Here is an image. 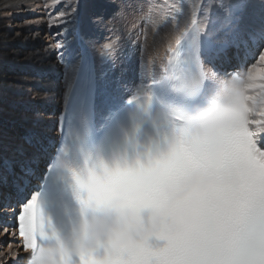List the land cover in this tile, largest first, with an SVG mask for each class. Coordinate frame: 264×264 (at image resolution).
<instances>
[{
    "label": "snow or ice",
    "instance_id": "snow-or-ice-1",
    "mask_svg": "<svg viewBox=\"0 0 264 264\" xmlns=\"http://www.w3.org/2000/svg\"><path fill=\"white\" fill-rule=\"evenodd\" d=\"M260 3L264 10V0H260ZM218 7L230 36L229 40L221 43L215 41V31L206 30V25L210 23L209 14L206 12L203 20L197 18L199 4L191 5L190 15L182 26L178 20L182 7L179 4L173 6L175 14L171 17V23L175 28L167 44V62L160 66L159 74L155 71L152 73L151 83L137 87L126 102L117 89L109 100V114L102 118L103 123L99 128L95 127L92 109L94 63L85 65L83 69H74L83 71L84 78L67 117L63 145L54 158L47 157L51 163L43 178V186L22 204L18 215V234L28 257L43 240L55 235V224L45 212L41 194L47 193L49 203L62 212V202L68 193L66 187L57 183V179L64 178L68 161L73 156L85 159L95 156L99 160L104 180L96 191L98 200L124 196L140 210L164 206L169 200L165 186L188 182L197 178L194 174L203 177L232 167L264 177V110L255 113L260 119L250 120L242 116L238 126L211 141L180 136L174 141H164L159 147L167 150V156L148 166L121 164L116 151L122 140L138 137L145 124L151 125L157 132L161 127L178 132V113L195 99L210 73L220 74L216 62L226 55L229 48L237 49V58L242 64L248 59L257 61L248 68L246 76L253 88L264 90V83H257L264 81V50L259 51L258 56L255 52V49H264V25L256 29L241 28L240 13L246 7L241 0H219ZM69 8L75 27L80 16L78 2L69 5ZM67 16L65 9L60 12L59 19L64 20ZM166 18L167 15L162 14L153 24ZM97 21H102V18H96L93 22ZM104 49L110 57L113 44H105ZM205 63L211 67L205 68ZM234 74L239 75L235 71L230 75ZM258 96L257 92L248 99L256 101ZM173 113L177 115L172 117ZM41 151L47 153L46 149L42 148ZM105 156L112 157V165L105 162ZM38 160L39 157L32 161H17L23 173L14 181L18 189L24 187L28 183L27 178L34 175L32 165ZM3 166L13 171L10 162L4 161ZM197 213L198 209L190 203L175 201L170 206V216L180 226L181 232H170L165 222L154 241L110 255L104 264H264V197L248 208H225L217 225L218 238L211 246L195 242ZM12 264H18V261ZM63 264L100 262L94 255L81 256L78 260L66 256Z\"/></svg>",
    "mask_w": 264,
    "mask_h": 264
},
{
    "label": "clouds",
    "instance_id": "clouds-1",
    "mask_svg": "<svg viewBox=\"0 0 264 264\" xmlns=\"http://www.w3.org/2000/svg\"><path fill=\"white\" fill-rule=\"evenodd\" d=\"M254 92L259 93L256 101L248 99ZM258 110H264V90L256 91L246 75L210 73L195 99L178 113V132L168 127L157 132L145 124L138 137L122 140L116 151L121 164L148 166L167 156V150L159 147L162 142L178 136L211 141L238 126L242 116L254 119ZM104 160L113 163L111 156ZM194 177L179 185H166L169 200L164 206L140 210L124 196L98 200L96 191L104 180L99 160L73 156L64 178L57 179L68 193L62 202L65 222L55 225V235L43 240L26 264H63L66 256L78 260L93 255L104 264L110 255L154 241L165 222L170 232L179 233L182 229L170 216V206L177 200L198 209L195 242L211 246L218 238L217 225L225 208H248L264 197V177L247 170L227 167L219 173Z\"/></svg>",
    "mask_w": 264,
    "mask_h": 264
},
{
    "label": "bare ground",
    "instance_id": "bare-ground-1",
    "mask_svg": "<svg viewBox=\"0 0 264 264\" xmlns=\"http://www.w3.org/2000/svg\"><path fill=\"white\" fill-rule=\"evenodd\" d=\"M111 1L114 0H48L51 6L50 7L47 6L48 7L47 12L52 13L54 19L58 18V16L56 17L54 13L58 10V8H61V6H64V9H67L68 16L64 20H61L60 22L58 20L56 24L52 23L46 25L43 18V15H45L44 13L46 10L45 8L46 6L44 5L45 7H42V2L45 1L0 0V73H1L0 77L12 79L9 81L0 80V99H2L0 102V163H1L0 164V194H5L6 198L8 195L12 196L14 193L9 192L8 189L4 188V184H3L4 176H8V173L5 170V167L3 166V162L8 161L11 164L17 165V161H32L34 158L38 156V151H33L34 149L36 150L34 144H28L27 142L28 136L23 135L22 134L23 132L21 131L23 130L22 128H27L28 130L30 129L29 131L30 134L33 133V131L31 130L33 126L28 128V126L24 124V122L22 121L20 122L22 118L24 120L28 119L29 115H25L19 118L18 116L15 115L14 117H12V121H10L9 119H7L10 118L7 111L10 110L11 112V109H9L10 107H6V105L3 104L5 100L12 101V99L14 98L12 94H10V92H12V88L14 87L18 88V85L15 84L14 81L19 84L21 83L23 84L25 80L23 81L21 77H16L14 75L7 77V75H4L2 73L4 72L6 73V71H9V73L12 72L17 73L19 71L24 73H31L37 71L38 74L40 75L42 71L45 72L44 70H49L46 72L48 74L44 75L45 77L48 78L45 82L51 83V81L56 80L54 81V83L57 84L59 80V74L61 72L64 74V77H66L63 70L61 71V69H59L60 67H59L58 58H56L58 61V66L56 67V70L51 68V66L50 68H46L42 66V64L44 63L41 61L44 59V57H46L50 53L47 50L48 48L46 47L47 45L41 47L38 44L40 43L39 37H42V34H44L46 36L45 38L47 39L49 38V36H52L51 34L53 28H57L59 30L62 25H65V27L61 29L60 32L56 33V36H59L60 39L59 42L60 47L58 46V48L62 49V45L64 48L63 51L61 52L63 53L62 56L66 57L67 60H69L70 62L68 63L70 64L69 68L66 66L68 68L67 70L69 71L66 74L68 77L65 79V85L62 83L65 86L63 87L64 89L60 91V86L54 87L53 84L51 83L54 88L50 89L52 90V92L48 94H51L52 96H49L46 100L41 101L43 102V107L45 105H49L51 106L52 109L50 107H46V109L50 108V112L47 110L46 111L48 114L51 115L43 116L46 120L48 119L49 123H47L48 125L46 127L47 129L42 128L43 130H41L40 132H42V134L51 135V138L56 137V135L60 133V131L62 130V123L64 121L66 104L71 89L73 87L75 75L77 73V71H75L74 69L80 67L82 60V55L79 49V42L82 39V37H83L82 40L88 41L87 45L91 48V50L95 55L97 78H98L97 115L101 124L103 123L102 118L106 117L109 114V110H110L109 100L113 95L116 94L117 89L120 90L122 94V98L126 102L128 99L132 97L137 87H139L141 84L151 83L152 73L155 71L157 74H159L160 66L167 62V55H168L167 44L169 43L175 28V26L171 23V17L169 15H167V18L164 21L160 22L159 25L157 24L158 26H156V24L153 27L152 25L150 26V30L148 33L149 37H147L146 40L143 41L141 40V38L136 40L133 36L132 37L128 36L125 37L124 40L122 39L123 43L121 44V47H123L124 50L113 49L112 55L110 57L105 53V51L102 53L103 56L101 55V52L103 51L101 50V41H103V44L105 43L104 42L105 31L110 32L108 31V29H110L111 27H112L111 29H113L114 27L113 23H115V25L117 26H120V24H122V23L119 24V22L116 21L118 18L112 20V23L110 17L106 21L105 20L106 17L102 16L103 14L97 8V6L100 5V3H104V2L109 3ZM116 1L117 0H115L114 2ZM147 1L148 2L145 3L144 0H139V2H141L140 5L142 6L143 10L146 13L144 14V16H142V13H140L143 22L145 20L147 21L148 19L147 14L151 13L152 8L162 3L161 1H159L158 3V0H147ZM76 2H78L79 4L80 16H79L78 25L74 27L71 18L72 10L71 8H69V5H74ZM97 2L99 3L98 5H96ZM120 2L123 1L120 0ZM193 3L199 4V10L197 12V18L199 20L204 19V15L206 12L209 14L210 23L206 25V30L208 32L215 31L217 33L214 37L215 41L217 43H221L226 40H229L230 39L229 29L225 27V20L223 17V13L219 10L218 7L219 0H198L197 2L193 1L192 4ZM188 4H190V2ZM249 5L250 6L245 12L242 11L240 13V26L241 28L250 29L251 27L252 29H256L254 26L255 24L258 23V21L264 22V10H262L260 0H252L251 4L249 3ZM188 6L189 5H187V7ZM183 10L187 11V9L185 8ZM187 12H186L187 14L186 16H188ZM181 14L180 16L184 15ZM126 15L128 21L130 20V18H131V22H133V19L135 20V16L132 14V12H130V14L126 13L124 17ZM28 16H31L32 19L29 20L30 17L26 18ZM180 16H178V19L181 18ZM21 17L22 20L24 18L26 19H24L22 22L15 23L16 25L14 27V25L12 24L13 18L19 20ZM96 18H102V21L93 22L94 20H96ZM143 18H145V20ZM155 19L156 17L154 18V20ZM182 19H185L184 16L182 17ZM179 21L182 26L184 21L181 22V19ZM106 23L108 25L107 30L106 28L104 29V24ZM151 24L153 23L151 22ZM138 26L140 27L139 24ZM15 28H18L19 30H14ZM57 29H55V32ZM124 30L125 29H123L120 32L124 33ZM26 31L27 33L25 35L22 34L23 35L22 36L21 33L22 32L24 33ZM31 32H33L32 33L33 37L29 36ZM8 34L9 36H7ZM17 47H19L21 50H18ZM7 49H10L9 53L6 52ZM229 50L226 53V55H228L227 58L230 57ZM242 50L243 49H241V55H242ZM46 51H48V53H46ZM20 53L23 54L22 57H20L21 56ZM233 54L235 58H237L236 48ZM112 62L114 63V66L113 65L111 66ZM221 62H223L221 59L216 62V68L220 71L221 75H224L227 72V69L224 70V68H221L222 66L220 65ZM239 62L241 61L239 60ZM253 63L254 62L250 63V66ZM50 64L53 63L50 62ZM154 65L155 68L153 67ZM241 69H242L241 74L243 75V72H245L243 64L241 65ZM46 75H50V76L48 77ZM45 77L42 78V81H44ZM261 82L264 83V81ZM49 83L48 85H50ZM48 85L47 88H50L51 86L48 87ZM22 87L26 91H31L28 85H26V83L24 85H21V87L19 88ZM33 92L36 93V90H34ZM54 92H56V94ZM44 95L47 96V93H44ZM19 101L20 100H17V103L22 104V102ZM35 103L38 105L40 102H37V100H35ZM35 103H31L32 105H30V103L27 104L25 103V105H27L26 108L32 109L33 108L32 106H34ZM40 104L42 105V103ZM40 118L41 115H36L34 116L33 119L35 120ZM254 119H257L256 116ZM56 121H59V126H58L59 131L58 129L56 130L53 129V127H56L55 125ZM49 126L52 129H50ZM8 128L10 130H8ZM253 130L256 131L255 128ZM34 138L36 139V136H34ZM24 140H26V142H24ZM14 148H16L17 150L20 149L21 153L15 156L14 154L16 151L14 150ZM25 152H29L31 154L28 157L29 159L25 158L24 156ZM12 155L13 157L15 156L13 160H12ZM44 167L45 166L41 167V169H43ZM20 174L22 175V173ZM11 203L15 204V201ZM0 208L4 209L3 212H5V214L0 213V218L9 217L6 219L8 225L7 227L11 230V232L13 231V234L16 236V240H15V238H13V236L11 235H8L7 232H3V234L0 233V243H2V239L5 237L7 238L8 241L9 240L11 241L10 245L8 244L6 248H3V253H2L3 258L0 253V257H1L0 264H5L14 257L16 258L18 263L21 262L22 264H26V261L28 260L27 258L28 255L22 249V243H23L22 238L19 235L18 236L16 235V232H18V227L17 229L16 226L13 227L17 222V220H14L16 218L14 216L16 214V211L19 209L17 206H8L4 202L2 205L0 204ZM12 223L13 226H11ZM17 241H19V243H17Z\"/></svg>",
    "mask_w": 264,
    "mask_h": 264
},
{
    "label": "rangeland",
    "instance_id": "rangeland-1",
    "mask_svg": "<svg viewBox=\"0 0 264 264\" xmlns=\"http://www.w3.org/2000/svg\"><path fill=\"white\" fill-rule=\"evenodd\" d=\"M42 1H45V2H42V7H45L46 8V10H45V15H43V18H44V21H45V24L46 25H49V24H52V23H54V24H56L57 23V21L59 20V22L61 21L60 19H59V14H60V12L61 11H63V10H65L64 9V6H61V5H59V6H61V8H58V10L54 13V15L57 17L58 16V18L57 19H54V17H53V14L52 13H49V12H47L48 10H47V8L48 7H50L51 5L49 4V2H48V0H42ZM115 1V0H114ZM114 1H111V2H109V3H100V5H98L99 3L97 2V4L96 5H98L97 6V8H98V10H100L101 11V13L103 14L102 16H105L106 17V21H107V19H109V17H110V20H111V23H112V20H115V19H117L116 21H118L119 22V24L120 23H122V24H120V26H117V25H115V23H113V25H114V27H113V29H108V31H110V32H107V31H105V35H104V44H103V41H101V50H103L102 52H101V55L103 56V52L105 51V49H104V45L105 44H108V43H112L113 44V49H115V50H119V49H123L124 50V48L123 47H121V44L123 43V41H122V39L124 40V38L125 37H128V36H130V37H134L136 40L137 39H139V38H141V40H146V38L147 37H149L148 36V33H149V30H150V26L152 25V27L154 26V24H151V22L153 23V20H154V18L156 17V19L155 20H157V19H159V17H160V15H162V14H166V15H169L170 17H172V15H174L175 13H174V10H173V6L174 5H177V4H179L181 7H182V14H184L183 16H184V18L185 19H182V17L183 16H180L181 18H179L178 20H180L181 19V22H183V21H185L187 18H188V16L190 15V13H189V11L191 12V7H190V4L192 5V2L194 1V2H197L198 0H166V1H168V2H166L165 0H158V3H159V1H161L162 3L160 4V5H157V6H154L153 8H152V11H151V13L150 14H147V16H148V19H147V21L145 20V18H143L145 21L143 22L142 21V18H141V15H140V13H142V16H144V14H146L145 13V11L143 10V8H142V6L140 5L141 4V2H139V0H122L123 2H120V0H117L116 2H114ZM145 1V3L146 2H148L147 0H144ZM190 2V4H188L189 2ZM251 1L252 0H241V2L242 3H244L245 5H246V7H245V9L243 10V12H245L247 9H248V7L250 6L249 5V3L251 4ZM103 2V1H102ZM114 2V3H113ZM165 2V3H164ZM180 2V3H179ZM44 3V4H43ZM45 5V6H44ZM187 5H189L188 7H187ZM48 6V7H47ZM162 6H164V7H162ZM170 6V7H169ZM100 7V8H99ZM125 7V8H124ZM162 7V8H161ZM166 7V8H165ZM190 7V8H189ZM44 8V9H45ZM103 8H105V9H103ZM127 8V9H126ZM170 8H172V9H170ZM187 9V11L186 10H183V9ZM189 8V9H188ZM140 9H141V12H140ZM167 9H168V12H167ZM104 10H107V11H104ZM132 10V11H131ZM173 11V12H172ZM249 11V10H248ZM113 12V13H112ZM130 12H132V14L135 16V20L133 19V22H131V18H130V20L128 21L127 19V15L124 17V15L126 14V13H129L130 14ZM186 12L188 13V16H186L187 14H186ZM117 13V14H116ZM112 14V15H111ZM124 14V15H123ZM158 14V15H157ZM181 14V15H182ZM111 16H113V17H111ZM132 16V15H131ZM186 16V17H185ZM30 17V18H29ZM26 18H29V20H31L32 19V17L31 16H28V17H26ZM26 18H24V19H26ZM70 18V17H69ZM249 18V17H248ZM21 19V20H20ZM19 20H17L16 18H13V21H12V24L14 25V27H15V23H19V22H22L23 20H22V17L20 18ZM152 20V21H151ZM136 22V23H135ZM140 22H141V24H140ZM136 25H135V24ZM138 24L140 25V27L138 26ZM159 25V23H156V26H158ZM112 25V26H113ZM132 25V26H131ZM262 25H264V22H259L258 21V23L257 24H255V28H259V27H261ZM107 23L106 24H104V29L106 28V30H107ZM65 27V25H62L61 27H60V29L58 30L57 28H53V31H52V36H49V38H45L46 36L44 35V34H42V37H39L40 38V43H38L39 44V46H46V47H48L47 48V50L50 52L49 53V55H47L46 57H44V59L41 61V62H43L44 64H42V66L43 67H46V68H50V66H51V68H53L54 70H56V67L58 66V61H57V59L56 58H58V60H59V69H61V71L63 70V72L65 73V76L66 77H64V74L61 72L60 74H59V80H58V84L57 83H54V81H56V80H54V81H51V83L53 84V86L54 87H58V86H60V91H62L64 88L63 87H65L64 85H65V79L68 77L66 74H67V72L69 71V70H67L68 68H69V66H70V64H68L67 63V58L66 57H63L62 55H63V53H61L62 51H63V45H62V49L61 48H58V46L60 47V39H59V36H56V33H58V32H60V30L61 29H63ZM151 27V28H152ZM55 29H57L56 30V32H55ZM123 29H125L124 30V33H122V32H120V31H122ZM250 29H252L251 27H250ZM14 30H19L18 28H15ZM13 30V31H14ZM26 30H28V29H26ZM12 31V32H13ZM35 31V30H34ZM27 33V31L26 32H22L21 33V35L23 34V35H25ZM33 32H31L30 33V37L33 35L32 34ZM129 33V34H128ZM136 36H135V35ZM22 35V36H23ZM7 36H9V34L7 35ZM33 37V36H32ZM54 37V38H53ZM102 37V36H101ZM106 40V41H105ZM103 45V46H102ZM17 49L18 50H21L19 47H17ZM52 50H53V52H52ZM58 50V51H57ZM261 50H264V49H260V51ZM9 51H10V49H7V53H9ZM48 51H46V53H48ZM258 54H259V52L257 53V56H258ZM20 57H22L23 56V54L22 53H20ZM49 58V59H48ZM66 58V59H65ZM46 59V60H45ZM45 61V62H44ZM112 61V60H111ZM50 62L51 63H53V64H50ZM49 63V64H48ZM67 63V64H66ZM102 63H103V61H102ZM254 63H257V61L255 60L254 61ZM38 64V63H37ZM114 66V63L112 62V64H111V66ZM68 68H67V67ZM66 68V69H65ZM13 69V68H12ZM15 70H17V69H15ZM5 71H6V69H5ZM45 72H41L40 73V75L38 74V72L37 71H35V72H31V73H24V72H12V73H9V71H6V73L4 72V73H2V74H4V75H7V77H10V76H16V77H21L22 79H23V81H24V83L22 84H19V83H17V82H15L14 81V83L15 84H17L18 85V88H16V87H14V88H12V92H10V94H12V96L14 97L13 99H12V101H9V100H5V102H3V104H5L6 105V107H10L9 109H11V112H10V110L9 111H7L8 112V114H9V116H10V118H7V119H9L10 121H12V117H14L15 115L16 116H18V118L19 117H22V116H25V115H29V117H28V119H26V120H24L23 118L20 120V122L22 121V122H24V124H26L27 126H28V128H30L31 126H33V128L31 129L32 131H33V135H35L36 136V134H37V136L40 134V135H49V134H42V132H40L41 130H43V129H47L46 127L48 126L47 125V123H49V121H48V119L46 120L43 116L45 115V116H50L51 114H48L47 113V111H49L50 112V108H51V106H49V105H45L44 107H43V102H41L42 100H46L49 96H52L51 94H48V93H51L52 92V90H50V89H53L54 87L52 86V84L51 83H49V82H45L48 78L47 77H45L44 75L45 74H48V73H46L47 71H49V70H44ZM37 72V73H36ZM1 74V73H0ZM46 76H50V75H46ZM45 77V79H44V81H42V78H44ZM53 77V76H52ZM0 80H7V81H9V80H12V79H9V78H4V77H0ZM26 83V85H28V87H29V89L31 90V91H26V90H24V88L22 87V88H19V87H21V85H24ZM48 83L50 84V85H48ZM64 85H63V84ZM257 83H262L261 81H257ZM45 84V85H44ZM47 85H48V87L49 86H51L50 88H47ZM32 88V89H31ZM56 89V88H55ZM34 90H36V93H34L33 91ZM260 90V89H259ZM259 90H256V91H259ZM11 91V90H10ZM44 93H47V96L46 95H44ZM55 94H56V92H54ZM253 94H255V92L253 93ZM44 96H46V97H44ZM1 100L2 99H0V102H1ZM17 100H20L19 102H22V104L24 105H22L21 103H17ZM35 100H37V102H40V103H42V105L39 103L38 105L35 103ZM25 103L27 104V103H30V105H32L31 103H35L36 104V107H35V104H34V106H32L33 108L32 109H30V108H26L27 107V105H25ZM44 104H45V102H44ZM13 107H15V108H13ZM46 107H50V108H48V109H46ZM52 109V108H51ZM57 109V108H56ZM47 110V111H46ZM36 115H41V118L40 119H33L34 118V116H36ZM256 118L257 119H260V117H258V116H256ZM33 119V120H32ZM17 125H20V124H17ZM22 125V124H21ZM8 126V125H7ZM6 126V127H7ZM21 127V126H20ZM24 127V126H23ZM43 128V129H42ZM49 128L51 129V127L49 126ZM23 130H21L23 133V135H26V136H30L31 134L29 133V131H30V129L28 130L27 128H22ZM40 129V130H39ZM8 130H10L9 128H8ZM36 130V131H35ZM35 133V134H34ZM30 142H34L35 141V139L32 137H30V140H29ZM24 142H26V140H24ZM28 147H30V146H28ZM28 147H27V149H28ZM32 148V147H31ZM34 149V148H33ZM14 150L16 151L15 152V156L16 155H18V154H20L21 153V150L20 149H16V148H14ZM33 151H37V150H33ZM29 155H31L29 152H25L24 153V156H25V158L26 159H29L28 157H29ZM15 156L13 157V155H12V160L15 158ZM1 164V163H0ZM16 169H18V168H16ZM5 194H3V196H4ZM2 196V197H3ZM3 210L4 209H1L0 208V213H2V214H5V212H3ZM7 212V211H6ZM7 215V214H6ZM7 218H9V217H4V218H0V233H2L3 234V232H7L8 233V235H11V236H13V238H15V240H16V236L13 234V231L11 232V230L7 227L8 225H7V223H5V220L7 219ZM7 230V231H6ZM14 232H15V230H14ZM17 235V234H16ZM18 236V235H17ZM18 239V238H17ZM17 243H19V241H17ZM8 244L10 245L11 244V241L9 240H7V238L5 237V238H3L2 239V243H0V253H1V256L3 255L2 253H3V248H6V246H8ZM1 258V257H0ZM2 258H3V256H2ZM22 258V257H21ZM21 258H20V260H21ZM19 260V261H20ZM13 261H17L16 260V258L14 257L13 259H11L10 261H8L7 263H5V264H12V262ZM18 264H22L21 262H19Z\"/></svg>",
    "mask_w": 264,
    "mask_h": 264
}]
</instances>
